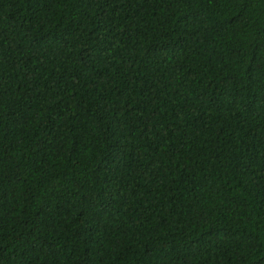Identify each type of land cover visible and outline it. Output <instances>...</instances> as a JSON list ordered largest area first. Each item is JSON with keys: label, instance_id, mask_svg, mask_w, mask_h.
Instances as JSON below:
<instances>
[{"label": "trees", "instance_id": "obj_1", "mask_svg": "<svg viewBox=\"0 0 264 264\" xmlns=\"http://www.w3.org/2000/svg\"><path fill=\"white\" fill-rule=\"evenodd\" d=\"M0 264H264V0H0Z\"/></svg>", "mask_w": 264, "mask_h": 264}]
</instances>
